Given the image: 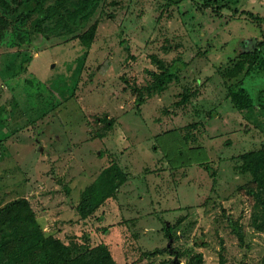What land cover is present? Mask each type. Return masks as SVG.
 I'll return each mask as SVG.
<instances>
[{"label":"rangeland","instance_id":"obj_1","mask_svg":"<svg viewBox=\"0 0 264 264\" xmlns=\"http://www.w3.org/2000/svg\"><path fill=\"white\" fill-rule=\"evenodd\" d=\"M246 13L264 18V0H101L70 34L57 19L43 34L35 17L18 25L0 45V202L26 199L68 259L104 246L115 264H264L234 159L264 141V65L239 58L256 47L264 60V24ZM170 65L178 82L137 106L134 89ZM237 83L249 110L228 97Z\"/></svg>","mask_w":264,"mask_h":264},{"label":"trees","instance_id":"obj_2","mask_svg":"<svg viewBox=\"0 0 264 264\" xmlns=\"http://www.w3.org/2000/svg\"><path fill=\"white\" fill-rule=\"evenodd\" d=\"M101 0H0V45L6 37L14 32L18 25L31 20V26L38 34H43L42 23L59 20L68 34L77 31L79 26L86 24L95 14ZM204 4H211L215 0H202ZM255 24H264V18L245 14ZM61 27V25H59ZM96 34V22L86 31L78 35L80 43L89 47ZM258 50L239 54V58L256 60V68L264 65V60L257 56ZM173 66H160L158 74H151L153 82L144 87L134 89L137 94L136 105H141L145 98L159 95L167 86L178 82V68ZM228 97L235 109L249 110L254 104L251 96L240 86V83L228 86ZM236 87V88H234ZM196 94L189 89L182 95L177 103L186 105ZM260 106L264 108V91L260 92ZM107 123V122H106ZM194 125L190 126L192 129ZM240 169L250 176V181L239 188L258 200L259 214L263 218L260 227L264 231V141L258 149L247 151L236 156ZM86 201L78 205L81 217L91 212ZM231 232L242 245L244 233L237 221H228ZM171 231V229H169ZM0 264H115L104 246L88 251L80 257L68 259L54 237H44L39 224L28 201L24 198L12 200L7 203L0 202ZM166 264V263H163ZM189 264H202V255L197 254ZM219 264H225L222 255ZM239 264H243L242 262Z\"/></svg>","mask_w":264,"mask_h":264}]
</instances>
